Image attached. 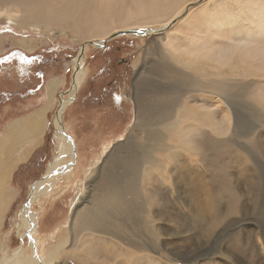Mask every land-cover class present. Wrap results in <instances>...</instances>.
Segmentation results:
<instances>
[{
  "label": "rangeland",
  "instance_id": "obj_1",
  "mask_svg": "<svg viewBox=\"0 0 264 264\" xmlns=\"http://www.w3.org/2000/svg\"><path fill=\"white\" fill-rule=\"evenodd\" d=\"M89 1L54 0V13L45 25L22 30L1 16L0 133L11 121L45 104L47 83L54 79L60 83L46 110L43 136L31 145L22 144L21 150L17 149L9 159L14 167L7 186L11 199L0 226V257L3 247L6 255H11L22 243L26 260L32 257L28 238L22 241L19 236L25 232L19 211L31 185L41 178L57 154V145L64 141L62 132L59 140L56 138L53 119L60 100L71 87L79 48L86 43L80 85L73 98L68 96L60 117L63 131L71 136L72 143L68 145L72 154L63 158L65 164L71 161V170L65 168L57 180L48 179L45 190L29 205L28 211L35 216L34 226L38 225L34 235L38 255L43 256L49 248L71 237L72 202L80 185L84 187L83 202L88 210L98 200V174L109 171L113 180L125 174L129 178V157L132 161L147 140L159 154L174 158L164 172L169 181L162 180L164 183L158 188L157 183L150 184V190L144 191L150 200L147 205L137 190L135 199L130 192L125 202L136 234L149 241L153 236H145L143 213L150 211L161 235L160 244L151 241L150 251H136L138 255L129 263L121 256L114 260L121 259V264H264V69L253 71L258 62L239 53H234L235 57L227 63L214 54H209L210 59L204 56L206 51L219 53L231 48L230 38L243 36L246 31L253 33L255 24L250 22L246 27V20H239L235 0H228L230 5L225 11V0H187L177 13L142 21L152 25L128 27L159 29L165 21L157 20L169 18L163 30L153 29L142 35L113 24L90 33L87 26L92 23L88 20L93 19L95 7ZM252 1L264 6V0ZM128 4L129 0H112L110 8L102 13L111 16ZM222 13L233 16L226 24H216L222 21L218 20ZM113 28L118 31L112 33ZM240 28L242 32L235 34ZM209 29L217 31L215 36H210ZM109 34L116 36L102 46L89 43ZM194 36L199 37L198 41L191 38ZM259 37L263 39L264 30ZM260 38H256L257 44ZM19 39L31 40V46L22 47ZM208 39L213 44L207 43ZM167 43L169 48L164 47ZM206 43L211 45L209 50ZM193 47H198L202 55ZM170 48L189 54L193 67L172 66L178 71L163 69L168 74L161 77L160 68L175 64L168 58ZM206 80L224 86L230 105L217 101L218 97L208 91ZM158 107L173 110L178 118L183 116L181 128L171 129L168 125L175 122L161 114L146 117L147 109ZM209 124H214L213 131L204 126ZM25 148L29 152L23 158ZM87 168L94 172L90 177L84 171ZM157 173L162 174L159 169ZM113 210L109 211L110 217H116ZM85 236L86 232H81L78 239ZM66 249L68 245L60 253H66ZM58 259L61 264H100L83 255L82 262L70 256Z\"/></svg>",
  "mask_w": 264,
  "mask_h": 264
},
{
  "label": "bare ground",
  "instance_id": "obj_2",
  "mask_svg": "<svg viewBox=\"0 0 264 264\" xmlns=\"http://www.w3.org/2000/svg\"><path fill=\"white\" fill-rule=\"evenodd\" d=\"M53 1L54 0H0V21L2 20L1 16H4L5 18H7V20H10L9 22H12V25L17 26L21 30L26 29L29 26L37 27L40 24L45 25V23L48 20H50L49 17H51L52 13H54ZM69 1L79 2L80 0H69ZM186 1L187 0H129V4L126 6L125 9L113 11L111 16H107L102 13V10L109 9L110 6L112 5V0H90L89 3L93 6V8L95 7V9H93V19H91L92 18L91 17L88 20L91 21L92 23V24H88L87 26L88 32L91 33L93 31L96 32L98 30H106L107 27H110L113 24H119V27L120 28L123 27V30L128 29L127 31L133 30L135 32L146 31L148 35L149 33H151L153 29H156V31L163 30L164 29L163 27L166 25V23H168L169 18H163L161 20H157L159 22L165 21L163 24L160 23L161 28L159 29L152 27H145L139 30H134L132 29V27L131 28L128 27L130 25H137L140 23L144 25H152L150 24V22H142V21L143 20L147 21L148 18L156 19L157 16H162L165 13H171V14L177 13L179 12V10ZM235 1L237 4L236 13L239 16V20L240 21L246 20V27L249 26L250 22H253L255 24V31L253 33H249L246 31L245 35L243 36L230 38L229 42L232 43V45L230 46L231 48H226L225 50H222L219 53L206 51L204 53L205 59H210L211 56L209 54H214L218 58H222L221 61L227 63L230 62L232 58L235 57L233 55L234 53H239V55L243 54V56L249 57L252 62L253 61L258 62L256 65V69L253 71H256L257 69L258 70L264 69V37L263 39L259 37L261 36L262 31L264 30V6L261 5L260 1L258 3L252 0H250L251 3L248 2L247 0H244L242 2L240 1L238 2L237 0ZM67 5H69V3H67ZM79 5H81V3H79ZM229 5L230 4L228 3V0H225V2L222 5V10L225 11L224 8L225 7L229 8ZM74 6L77 7L78 5L75 4ZM60 12L61 11H59V13ZM73 12H75V10ZM17 16H20V18L18 19ZM61 16H63V14ZM231 16H233V14L222 13L218 18V20L222 19V21H219L218 23L216 22V24L219 25L226 24L227 22H229V18ZM14 18L17 19L14 20ZM35 29L39 30V28H35ZM116 31H118L117 28H113L112 33H115ZM208 32L210 36L212 35L215 36L217 31L209 29ZM241 32L242 30L240 28L235 32V34L238 35ZM223 35H225V33H223ZM191 38H194V40L197 41L199 39L198 36H194ZM256 38L261 39L259 40L260 44L256 43L257 42ZM1 41L2 38H0V52L2 50ZM30 41L31 40L28 39H19L17 42L20 43L22 47L29 48L31 46L28 45L30 44ZM251 41L254 44L253 47L251 45ZM190 42L193 43V40H190ZM89 43L94 45L95 47H98L101 45L102 39L96 41L95 40L89 41ZM207 43L213 44V42L210 41L209 39L207 40ZM207 43L205 45V48L209 50V48H211V45L210 47H208ZM85 44L80 46L78 52L79 53L78 58H76L74 61L75 62L74 74L72 76L71 87L68 90V95L64 96L60 100L57 108V112L55 114V118L53 119V124L56 129L55 136L59 140L58 138L60 137L59 132H62L65 135V137L63 138L64 141L60 146H58L59 144L57 145V154L54 157L53 161L48 165L44 174L41 176V178L37 179L34 182V184L31 185L30 194L27 197V201L22 206V209L19 211V221H21L25 229V232L21 233V235L19 236L22 239V241L24 237L28 238L29 242L27 245L31 249L32 257L27 260L24 257L23 243L20 244V246L16 248L11 253V255H6V248L3 247L2 255L0 257V264H61L59 263V259H58L59 256H62L63 259H66V256L68 257L70 256L73 257L74 260H78L79 262H82V255L85 256V259H90L96 263L100 261L99 262L100 264H104L105 260L109 261L110 262L109 264H121V262H123L121 259L114 260V258L121 256L124 260H127L129 263L131 261L130 259H135V256L138 255L135 253L136 251L138 253L147 254L150 251V246H151L150 243H152L153 240L157 246L160 244L159 236L161 235L159 229L153 224L154 223L152 217L153 215L152 216L150 215V211L147 210V212L143 213L145 218L144 222L146 224L145 236L148 235H151V237L153 236L152 237L153 240L149 241L148 238L145 237L142 238L138 236L139 234L138 235L136 234L137 233L136 226L133 225L134 222L132 217L128 215V208H129L128 202H125V200L128 201V196L126 195L128 193L130 194V192L132 194L131 197L135 199L134 195L136 194L134 193V190H137L138 192L141 191L142 199L144 203L147 205L149 203L148 202L149 199L144 191L150 190L149 189L150 184L157 183L158 185L156 186V188H158L165 181H169V177L165 176L164 172L167 169L166 164L171 163L174 160V158L166 155L162 156L161 154H159V151L156 147H153V145L147 143L148 142L147 140L146 141L144 140L142 147L136 151L137 154L133 155L132 161H131V157H129V163L131 162V167H132V171L130 173L131 176L127 178V175L123 173L125 175H122L121 178L117 180H113L112 177L110 176L111 174L109 173V171H105V173L100 172L98 174V178L96 181V186H98V188H96V198L98 200L88 210L86 209V207H84L85 202H83L85 195L84 187L82 188V185H80V187L75 192V196L72 202V207H73L72 215H71L72 221L70 224V232H69L71 234V237L65 238L61 242L57 243L55 246L49 248L43 256H39L38 252L36 251L37 249L35 246L34 235L37 231L38 225L34 226L33 220L35 219V216L33 213L28 211L29 205L36 199V197L39 195V193L42 190H45V187H47L48 179L50 178L56 179L57 177L61 176L64 173V171L67 170L65 168L71 170V165H72L70 161L71 159L69 160L70 161L69 165L68 163L65 164L64 163L65 161L63 162V158L65 156L72 154L71 146L68 145L71 142V136L63 131L62 129L63 127L61 126L62 124L60 123V117L62 115V111L65 104L68 103L69 101L68 98L74 97V94L76 93L77 88L80 85V80L83 75V72H81V64L83 60L82 54L83 51H85V47H86ZM164 47L169 48L168 43L165 44ZM185 50L187 51V49ZM197 50L198 47H193V51H197ZM168 52H169L168 58L174 61L175 64H172L171 66L168 67L160 68L161 77H163L162 75H166L167 73L166 71H163V69H167V68L174 69L173 67L184 69L186 68V66H190V68L193 67V65L190 64V62L192 61V57H190L189 54L186 53V55H182V51L179 48H172ZM200 52L201 51L198 50V54L202 55V52L201 53ZM205 70L206 69L203 66L202 72H204ZM59 83L60 81L56 79H54V82L52 83L51 81L47 83L46 87L48 90V97L45 101V104L42 105L37 111L25 117H21L19 119L11 121L4 128L3 132L0 133V226L4 218L6 208L9 205V201L11 199V195H9L10 192H8L7 186L9 183L11 172L14 167V163L13 162L10 163L9 159L12 155H14L17 149L20 148L21 150V146H23L22 144L31 145L32 143H34L43 136L47 123L46 110L49 108V105L52 101V94H54V91ZM205 83L208 84L207 85L208 91H210L212 94H215L218 97L217 101L220 102L223 100L222 102H225L230 105L229 100L225 97L228 94L223 92L224 86L222 84L208 80H206ZM148 98L149 97H147L146 100H148ZM160 101L162 102V99ZM156 114H161L171 118L172 119L171 121L175 122L174 124L168 125L171 129L176 130L181 128L182 120H184V118L183 116H179L178 118L176 112H174L173 110L170 111L169 109L160 108V107H158L157 109H147L146 117L147 116L152 117ZM204 126L210 128V130L213 131L214 124H209ZM225 127L226 126L222 127L221 130H224ZM149 134L150 136H153V133H149ZM28 152H29V148L28 149L25 148L22 157L26 158ZM109 159L111 158L109 157ZM163 162H165V164ZM104 168L105 165L103 166V169ZM158 169L159 172H161L162 174L158 175L157 173ZM84 171L86 172L87 177H90L94 173L93 170L89 168H87ZM157 176H159V178L161 179V183H159L160 181H158ZM134 180H137L136 183H134L135 182ZM143 181H145V183H143ZM132 184L133 185L135 184V186L132 187L131 189ZM88 199L90 198L88 197ZM129 203L133 204L134 202L133 203L129 202ZM112 208L114 209L113 211L116 214V217L109 216V211H112ZM203 216L205 215L202 214V217ZM206 230H208V227ZM84 231L86 232V236L84 238L78 239V235ZM67 245H68V249H66L67 252L61 254L60 253V251L62 252L61 249L65 248ZM103 248L108 251H104ZM79 251H82V253H80ZM55 259H57V261Z\"/></svg>",
  "mask_w": 264,
  "mask_h": 264
},
{
  "label": "water",
  "instance_id": "obj_3",
  "mask_svg": "<svg viewBox=\"0 0 264 264\" xmlns=\"http://www.w3.org/2000/svg\"><path fill=\"white\" fill-rule=\"evenodd\" d=\"M137 33H140V34L144 35V34H146V31H144V32H137ZM115 36H116V34H113V35H111L110 37H108V38L102 40L101 45H100V44H99V45H100V46L104 45V43H105L108 39H111V38H113V37H115ZM68 138H69V137H68Z\"/></svg>",
  "mask_w": 264,
  "mask_h": 264
}]
</instances>
